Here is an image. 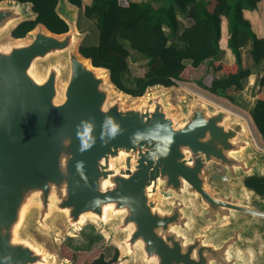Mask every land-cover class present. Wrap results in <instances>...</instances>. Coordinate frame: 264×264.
I'll return each mask as SVG.
<instances>
[{"label":"water","instance_id":"water-1","mask_svg":"<svg viewBox=\"0 0 264 264\" xmlns=\"http://www.w3.org/2000/svg\"><path fill=\"white\" fill-rule=\"evenodd\" d=\"M56 11L68 33L15 39L36 14L0 2V264H57L27 228L57 242L58 220L74 234L90 219L120 264H264V197L247 187L264 149L249 121L193 92L177 108L162 86L129 103L80 54L78 8Z\"/></svg>","mask_w":264,"mask_h":264},{"label":"trees","instance_id":"trees-1","mask_svg":"<svg viewBox=\"0 0 264 264\" xmlns=\"http://www.w3.org/2000/svg\"><path fill=\"white\" fill-rule=\"evenodd\" d=\"M3 1L31 4L36 14L35 20L22 23L12 32L15 39L25 38L39 25L57 35L69 32L56 11L59 0H0ZM262 1L154 0V3L122 6L120 0H93L92 6H84L83 0H68L83 10L84 17L94 22L99 32V44L80 47V54L92 60L94 67L109 70L111 81L119 91L140 98L151 88H174L178 83L193 82L233 104L252 76V71L243 67L242 49L251 43L254 65L264 67V38L255 33L244 14V11H256ZM160 2L163 4L159 6ZM177 10L187 12L193 21L183 32H180ZM128 44L147 60L143 75L134 80V87L127 86L123 80L130 71ZM226 55L235 57L234 65L221 61ZM211 67L214 77L207 85L205 80ZM250 117L264 140V76L259 81L257 103ZM247 187L264 197V178H250ZM65 250L73 261L79 255L76 264H120L117 248L108 252Z\"/></svg>","mask_w":264,"mask_h":264},{"label":"rangeland","instance_id":"rangeland-1","mask_svg":"<svg viewBox=\"0 0 264 264\" xmlns=\"http://www.w3.org/2000/svg\"><path fill=\"white\" fill-rule=\"evenodd\" d=\"M82 18L83 20L85 19V17L81 15L79 21ZM7 40H10V39L8 38ZM7 40L2 41V44L6 43ZM89 45H90V42L88 41L85 42V46H89ZM127 48L132 53L130 61H129V65L130 66L132 65L134 69H132V71H130L127 74L125 84L129 87H134V80L136 77L143 75L142 69H144L147 66V60L143 56H141L138 52L130 49L131 47L129 46V44L127 45ZM63 65L64 66L66 65V62L64 60H63ZM38 70L41 73L43 72L42 67H39ZM203 74L204 73H202L201 76H203ZM211 81H212L211 76L210 75L207 76L205 83L207 85H210ZM248 85L249 84H247L246 88L248 87ZM152 90L154 91L155 89L153 88ZM171 90H172L171 102L175 107H177L178 102L184 99V95L186 92H193V93H197L199 95L206 97L207 99L213 101L214 103H217L239 114L240 116H243L249 121L259 147L261 149H264V140L261 138V136L256 131L255 127L253 126L251 117L249 113H247L248 111L243 110L240 107L243 104L242 102L238 101L240 106L235 105L229 102L225 98H220V97L211 95L207 91L199 88L193 82L178 83V87L171 88ZM151 91L148 90L147 93ZM248 91L250 92L249 89ZM248 95L250 96V94ZM133 99H136V98L129 96L128 98L129 103H131ZM56 226L58 227V229L61 230V237L57 242H53L50 238L38 233L31 225L27 228L26 234L30 238H32L33 241H35L37 244H39L41 247L47 250L55 258L57 264H62L64 262H68V264H76V262L80 259L79 255H77V258L75 261L69 259L68 256L66 255L65 249L76 251V252H84V251H91V250L92 251L101 250V251L108 252V250L111 248H117V243L115 241H110L105 231L98 224L87 222L83 227H81L74 234L69 232L67 228L64 226V224L62 223V221L60 220L57 221Z\"/></svg>","mask_w":264,"mask_h":264},{"label":"crops","instance_id":"crops-1","mask_svg":"<svg viewBox=\"0 0 264 264\" xmlns=\"http://www.w3.org/2000/svg\"><path fill=\"white\" fill-rule=\"evenodd\" d=\"M142 2H152L154 3V0H120V3L122 6H128L130 3H142ZM84 6H92L93 0H83ZM163 2H160L158 5H162ZM245 17L251 21L253 25V29L255 33L260 37L264 38V0L258 5L257 10L254 12L244 11ZM81 15H83V10L78 8L77 11V21L76 26L81 34L82 38L79 43V49L80 47H90V46H97L99 44V32L97 30L96 24L92 21L87 20L86 18L83 20V18L79 21ZM84 16V15H83ZM177 18L179 20L180 25V32H183L185 29L191 27L193 25V21L188 17V13L177 10ZM80 22V23H79ZM226 28V26H225ZM90 42L89 46H85V42ZM251 48L252 45L249 43V45L242 49V58H243V67L245 69H249L252 71V76L246 81L248 87L243 92H241L235 101V105H239L238 101L242 102L243 104L240 106L241 109L247 110L249 115L254 111L256 103H257V93H258V86L260 79L264 76V67H256L254 65V62L251 57ZM132 55V53H131ZM221 61L227 65H234L236 62V59L233 55H226L222 57ZM212 61H209L207 63H210ZM130 71H132L133 66L129 65ZM210 76L211 79H213V68L210 69ZM129 71V72H130ZM127 78V74L124 76L123 80L125 83V80ZM250 90V92L248 91ZM249 92V93H248ZM250 94V96L248 95ZM246 105V106H245ZM249 105V106H248Z\"/></svg>","mask_w":264,"mask_h":264},{"label":"clouds","instance_id":"clouds-1","mask_svg":"<svg viewBox=\"0 0 264 264\" xmlns=\"http://www.w3.org/2000/svg\"><path fill=\"white\" fill-rule=\"evenodd\" d=\"M108 124H112V128H111V133L113 135L116 134L117 132V126L115 124H113L112 120L109 118L108 121H107ZM85 147H88L87 143H85Z\"/></svg>","mask_w":264,"mask_h":264},{"label":"bare ground","instance_id":"bare-ground-1","mask_svg":"<svg viewBox=\"0 0 264 264\" xmlns=\"http://www.w3.org/2000/svg\"><path fill=\"white\" fill-rule=\"evenodd\" d=\"M106 80H107V82H108V78L106 77ZM202 96V95H201ZM127 98H129V97H127ZM125 106L127 107L128 106V101H126V103H125ZM87 222H92V223H94V224H97L94 220H88V221H83L82 222V225H81V227H83ZM79 230V229H78Z\"/></svg>","mask_w":264,"mask_h":264}]
</instances>
